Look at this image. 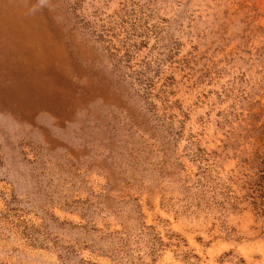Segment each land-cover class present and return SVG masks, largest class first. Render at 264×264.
Masks as SVG:
<instances>
[{
	"label": "rangeland",
	"instance_id": "rangeland-1",
	"mask_svg": "<svg viewBox=\"0 0 264 264\" xmlns=\"http://www.w3.org/2000/svg\"><path fill=\"white\" fill-rule=\"evenodd\" d=\"M0 264H264V0H0Z\"/></svg>",
	"mask_w": 264,
	"mask_h": 264
}]
</instances>
